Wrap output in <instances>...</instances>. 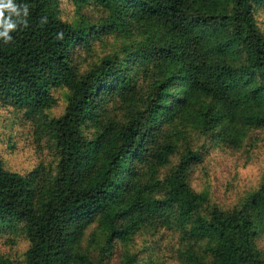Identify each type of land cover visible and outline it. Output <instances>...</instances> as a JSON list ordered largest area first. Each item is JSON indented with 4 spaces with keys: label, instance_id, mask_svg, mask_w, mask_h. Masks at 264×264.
Returning a JSON list of instances; mask_svg holds the SVG:
<instances>
[{
    "label": "trees",
    "instance_id": "trees-1",
    "mask_svg": "<svg viewBox=\"0 0 264 264\" xmlns=\"http://www.w3.org/2000/svg\"><path fill=\"white\" fill-rule=\"evenodd\" d=\"M17 2L27 23L0 38V110L33 121L54 150L26 174L0 160V232L24 235L23 264H107L119 242L158 226L179 232L183 264H264V175L226 206L194 188L207 152L189 138L239 147L264 130V0ZM109 39L112 52L78 65ZM0 264L15 261L0 252Z\"/></svg>",
    "mask_w": 264,
    "mask_h": 264
},
{
    "label": "rangeland",
    "instance_id": "rangeland-1",
    "mask_svg": "<svg viewBox=\"0 0 264 264\" xmlns=\"http://www.w3.org/2000/svg\"><path fill=\"white\" fill-rule=\"evenodd\" d=\"M93 10L87 8L83 13L88 19L97 21L102 15L93 13ZM76 12L73 4H67L65 18L77 22ZM256 19L264 33V8L257 11ZM117 43L109 39L97 44L92 54L81 55L78 65L83 69L93 66L104 55L112 52ZM62 95L52 115L63 112L65 100ZM38 128L33 121L26 120L11 109L0 110V160L6 169L26 174L40 160L49 161L53 158V143L41 136ZM189 138L194 146L204 147L207 152L203 163L193 168L191 180L194 188L205 189L219 202L231 206L258 187L264 175V130L248 131L239 147L226 145L220 139H208L195 132H191ZM177 161L176 158L173 163ZM11 237L8 230L0 232V252L11 256L15 264H23L28 243L22 233H17L12 242H8ZM106 240L105 234L100 232L93 248V258L100 255ZM179 245L180 234L177 229L158 226L154 231L140 232L128 245L119 242L106 262L124 264L127 255H137L141 264H183L178 258ZM261 247L264 249V236Z\"/></svg>",
    "mask_w": 264,
    "mask_h": 264
},
{
    "label": "clouds",
    "instance_id": "clouds-1",
    "mask_svg": "<svg viewBox=\"0 0 264 264\" xmlns=\"http://www.w3.org/2000/svg\"><path fill=\"white\" fill-rule=\"evenodd\" d=\"M27 15V4L18 3L17 0H0V38L5 43L12 40L10 33L22 24L26 26Z\"/></svg>",
    "mask_w": 264,
    "mask_h": 264
}]
</instances>
